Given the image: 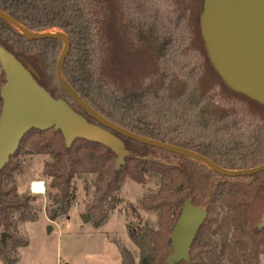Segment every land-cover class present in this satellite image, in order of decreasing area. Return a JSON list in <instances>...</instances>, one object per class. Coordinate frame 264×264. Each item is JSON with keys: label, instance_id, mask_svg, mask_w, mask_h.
Segmentation results:
<instances>
[{"label": "trees", "instance_id": "16d2710c", "mask_svg": "<svg viewBox=\"0 0 264 264\" xmlns=\"http://www.w3.org/2000/svg\"><path fill=\"white\" fill-rule=\"evenodd\" d=\"M203 0H0V10L33 32L56 31L70 40L64 80L106 120L143 137L199 153L227 170L264 164V105L228 88L212 67L199 28ZM0 45L40 74L41 86L89 121L90 117L56 79L63 47L57 39L31 40L0 18ZM5 76L0 68V89ZM2 100L0 98V112ZM131 152L115 169L108 147L76 139L68 148L59 130L32 129L0 170V228L13 226L12 212L33 221L28 195L6 182L18 170L23 143L53 161L45 174L66 204L76 174H95L94 192L81 219L103 225L126 178L144 184L159 176L155 193L143 197L144 210L157 213L156 229L131 228L138 262L121 247V264H260L264 253V171L222 176L204 163L118 135ZM206 212L188 259L170 263L171 233L183 205ZM51 220L56 213L48 210ZM219 238V242L215 241Z\"/></svg>", "mask_w": 264, "mask_h": 264}, {"label": "water", "instance_id": "95a60500", "mask_svg": "<svg viewBox=\"0 0 264 264\" xmlns=\"http://www.w3.org/2000/svg\"><path fill=\"white\" fill-rule=\"evenodd\" d=\"M6 20L31 40L57 39L63 47L56 63V79L73 101L99 124L89 121L62 98H54L38 82L31 68L0 45V68L5 83L0 89V170L15 154L24 135L32 129L59 130L66 147L85 139L110 148L116 154L115 169L124 164L123 142L118 135L139 143L196 159L228 177L250 176L264 171V164L243 170H227L192 150L130 132L102 117L64 80L62 67L70 40L63 32H33L0 10ZM199 28L207 57L222 82L237 94L264 105V0H203ZM206 219V212L186 202L173 227L170 263L188 259V250ZM264 227V211L258 228ZM50 226H47V232ZM7 233L2 232L4 243Z\"/></svg>", "mask_w": 264, "mask_h": 264}, {"label": "rangeland", "instance_id": "374dc122", "mask_svg": "<svg viewBox=\"0 0 264 264\" xmlns=\"http://www.w3.org/2000/svg\"><path fill=\"white\" fill-rule=\"evenodd\" d=\"M25 63L40 80L37 70ZM123 152L125 161L131 152L125 145ZM14 161L18 170L6 184L15 186L18 196L31 197L30 214L35 220H21L19 211L12 212L13 226L7 231L0 228V264H121V247L138 262L139 249L129 237V231L157 228V213L144 210L140 200L157 191L159 176L146 175L144 184L126 178L115 195L107 221L94 228L82 221L81 214L94 192L95 174L74 176L68 206L60 214V208L66 204L57 201L58 190L52 185V178L45 174V166L53 161L52 157L31 151L23 143ZM34 181L44 182V193L31 191ZM48 210L56 213L55 219L49 218ZM2 232L7 233L4 243ZM215 241L219 242V238L215 237ZM259 263L264 264V253L259 256Z\"/></svg>", "mask_w": 264, "mask_h": 264}, {"label": "bare ground", "instance_id": "6f19581e", "mask_svg": "<svg viewBox=\"0 0 264 264\" xmlns=\"http://www.w3.org/2000/svg\"><path fill=\"white\" fill-rule=\"evenodd\" d=\"M43 186V183L41 181H34L32 184H31V190L34 192V193H37V194H42L41 192L38 191V189ZM44 187V186H43ZM45 189V188H44ZM45 191V190H44ZM44 193V192H43Z\"/></svg>", "mask_w": 264, "mask_h": 264}, {"label": "clouds", "instance_id": "9594fccd", "mask_svg": "<svg viewBox=\"0 0 264 264\" xmlns=\"http://www.w3.org/2000/svg\"><path fill=\"white\" fill-rule=\"evenodd\" d=\"M44 190H45V189H44V187H43V186H41V187L38 189V191H39V192H41V193H43V192H44Z\"/></svg>", "mask_w": 264, "mask_h": 264}, {"label": "built area", "instance_id": "2783aa9c", "mask_svg": "<svg viewBox=\"0 0 264 264\" xmlns=\"http://www.w3.org/2000/svg\"><path fill=\"white\" fill-rule=\"evenodd\" d=\"M42 183H43V186H44V182L43 181H41ZM32 191V190H31Z\"/></svg>", "mask_w": 264, "mask_h": 264}]
</instances>
